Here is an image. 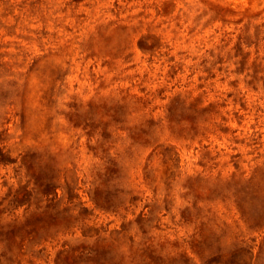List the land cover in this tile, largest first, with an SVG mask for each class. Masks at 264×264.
<instances>
[{"label":"rangeland","instance_id":"374dc122","mask_svg":"<svg viewBox=\"0 0 264 264\" xmlns=\"http://www.w3.org/2000/svg\"><path fill=\"white\" fill-rule=\"evenodd\" d=\"M0 264H264V0H0Z\"/></svg>","mask_w":264,"mask_h":264}]
</instances>
